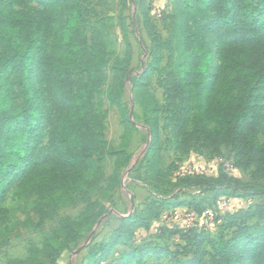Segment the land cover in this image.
<instances>
[{
    "label": "trees",
    "instance_id": "obj_1",
    "mask_svg": "<svg viewBox=\"0 0 264 264\" xmlns=\"http://www.w3.org/2000/svg\"><path fill=\"white\" fill-rule=\"evenodd\" d=\"M30 1L0 0V207L15 188L29 197L67 183L45 203L52 215L61 201L75 202L76 194L89 184L78 176L84 164L94 151L106 149L102 140L94 148L92 143L94 125L103 129L106 74L101 64L107 42L98 26L88 36L93 0H32L40 7H13ZM145 1L144 27L152 43V62L134 89L153 138L158 103L146 81L167 54L162 88L172 114L165 127L177 152L187 153L192 143L213 151L225 146L233 151L236 167H254V175L264 178V0H168L171 12L161 11L159 19L176 42L162 40ZM124 38V67L115 68L107 95L129 120L121 94L132 44L127 34ZM216 45L226 60L217 82ZM189 82L198 90L195 112L189 108L193 101L187 98ZM206 116H217L214 126H209ZM145 162L147 177L158 193L188 187L198 179L163 171L157 149L148 150ZM125 166L117 163L116 178ZM176 201L149 198L143 211L122 218L111 239L95 244L92 252L108 258L116 246L133 238L136 226L149 228L162 209L186 206L201 215L212 208L195 198ZM93 212L90 209L85 216ZM223 214L216 215L215 235L204 226H190L180 233L185 247L196 250L190 256L170 251L174 264H264V223H249L256 217L264 220V205ZM85 216L65 219L41 248L9 264L56 263L62 250L82 239Z\"/></svg>",
    "mask_w": 264,
    "mask_h": 264
},
{
    "label": "rangeland",
    "instance_id": "obj_2",
    "mask_svg": "<svg viewBox=\"0 0 264 264\" xmlns=\"http://www.w3.org/2000/svg\"><path fill=\"white\" fill-rule=\"evenodd\" d=\"M162 0H146L145 7L156 24L163 41L175 38L165 28L161 11L171 12L170 5L163 9ZM143 0H93V14L89 19L88 36L93 27H100L102 39L107 42L106 54L101 67L106 74L102 86L104 114L103 129L94 125L95 143L106 142V149L101 153L94 151L84 164L78 176L86 178L89 184L84 185L76 194L75 202L66 200L59 203L57 211L50 215L45 203L57 196L68 184L39 191L26 197L15 188L0 207V264H9L14 259H25L33 248H41L45 240L67 219H83L86 211L94 210L92 215L85 216L86 230L82 239L62 250L54 264H174L170 251L190 256L192 250L185 247L180 233L190 226H201L199 220L189 219L188 207L162 209L159 217L152 220L148 227L136 226L134 236L123 245L116 246L106 259L94 254L95 244L108 242L113 232L120 225V220L144 209L145 202L157 196L173 197L176 200L195 198L203 206L216 209V215L223 216L219 210L220 200L227 197L232 200L231 212L248 207L264 205V178L254 175V167L241 169L234 164V153L231 148L222 146L219 150L205 149L200 144L192 143L187 153H178L173 146L174 140L165 119L172 114L162 88L165 71L168 68V55L165 54L159 67L152 72L146 81L151 95L158 103L159 119L155 139L143 116V108L135 95V84L142 81V76L152 62L151 40L144 27ZM15 9L39 8L36 1L25 5L14 3ZM128 35L132 44V58L125 77L122 99L126 105L129 120L122 111L108 99V91L113 85L115 68L124 67L126 41ZM216 78L219 81L226 60L219 45H216ZM215 85L210 89V96L215 93ZM212 88V87H210ZM198 90L189 82L187 98H192L190 109L195 112V99ZM207 106H211L209 100ZM217 116L209 119V126H214ZM263 138L260 137V141ZM157 149L160 157V168L169 175H193L198 179L185 188L172 187L169 193L156 192L154 183L146 174L145 157L148 150ZM126 164L119 178L115 177L117 163ZM203 175L204 177H199ZM95 182L94 186H90ZM194 203L193 205H197ZM192 205V206H193ZM194 207V206H193ZM218 216V217H219ZM264 223L256 217L249 223ZM219 221L215 219L208 227V233L215 235ZM232 231L227 232L231 236ZM206 248V246H205ZM140 254V257L138 256ZM127 255L126 258L124 256ZM123 257V258H122Z\"/></svg>",
    "mask_w": 264,
    "mask_h": 264
},
{
    "label": "built area",
    "instance_id": "obj_3",
    "mask_svg": "<svg viewBox=\"0 0 264 264\" xmlns=\"http://www.w3.org/2000/svg\"><path fill=\"white\" fill-rule=\"evenodd\" d=\"M218 207L222 213L230 212L233 207L232 200L227 197H224L220 200ZM188 214H189L190 220L192 221L199 220V223H201V226H204L206 229H208L211 223L216 219V211L215 209H212V208H207L206 210L203 211L201 215H198L192 211H189Z\"/></svg>",
    "mask_w": 264,
    "mask_h": 264
},
{
    "label": "crops",
    "instance_id": "obj_4",
    "mask_svg": "<svg viewBox=\"0 0 264 264\" xmlns=\"http://www.w3.org/2000/svg\"><path fill=\"white\" fill-rule=\"evenodd\" d=\"M160 5H162L161 7L163 9H166L167 5H168V0H162V2L160 3Z\"/></svg>",
    "mask_w": 264,
    "mask_h": 264
}]
</instances>
